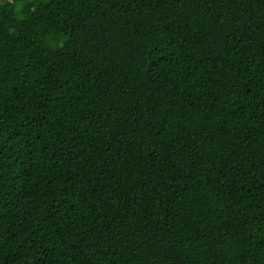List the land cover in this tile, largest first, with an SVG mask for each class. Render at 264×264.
Returning a JSON list of instances; mask_svg holds the SVG:
<instances>
[{"label": "trees", "instance_id": "16d2710c", "mask_svg": "<svg viewBox=\"0 0 264 264\" xmlns=\"http://www.w3.org/2000/svg\"><path fill=\"white\" fill-rule=\"evenodd\" d=\"M0 264H264V0H0Z\"/></svg>", "mask_w": 264, "mask_h": 264}]
</instances>
